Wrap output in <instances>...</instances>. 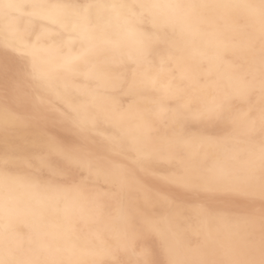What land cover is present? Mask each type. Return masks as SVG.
Here are the masks:
<instances>
[{
  "label": "bare ground",
  "instance_id": "1",
  "mask_svg": "<svg viewBox=\"0 0 264 264\" xmlns=\"http://www.w3.org/2000/svg\"><path fill=\"white\" fill-rule=\"evenodd\" d=\"M31 4L37 0H0L3 3ZM55 4L120 3L123 0H39ZM170 4H244L259 0H150ZM14 13L18 28L36 35L52 31L39 43L36 35L21 43L0 30V157L12 159L6 169L0 164V248L7 242L20 247L25 258L64 261L65 264H107L141 259L124 247L120 236L122 213L134 222L137 238L131 245L136 253L149 252L153 264L170 260L209 261L221 264L242 258L246 234L259 233L264 215L261 197L259 109V20L243 9L199 10L189 21L190 33L179 40L182 49L171 68L161 67L159 56L149 61L121 59L110 51H89V44L69 31L51 25L47 14ZM172 14L171 9L157 10ZM247 17V18H246ZM101 27L109 35L131 47L135 37L127 35L115 18ZM59 33V34H57ZM255 33V41L249 36ZM164 54L167 55V48ZM200 53H205L201 55ZM255 57V91L247 100L235 102L233 119L216 123L181 119L177 130L186 137L178 148L158 157L141 159L121 145L144 134L143 112H171L176 108L168 89L179 83L201 108L211 106L225 91H235L233 83ZM79 58V59H77ZM71 60L73 67H65ZM187 60V62H185ZM177 63L179 67H177ZM46 74L54 88L43 91L27 88L28 103L21 106L6 81L16 78L21 68ZM100 65L114 81L136 80V87H115L111 91L113 118H101L87 139L72 123L74 109L87 110L96 87L93 66ZM255 112V124L248 114ZM166 117L154 123L153 136L167 128ZM7 127L5 128V122ZM48 138L66 147L87 149L116 165L115 181L103 175L93 177L77 190L72 179L56 180L46 187L47 171L25 167L23 157L37 141ZM87 176V173H84ZM29 177V179H17ZM194 177H205L195 187H187ZM166 220L180 229L179 240L171 237L167 224L152 231L144 218Z\"/></svg>",
  "mask_w": 264,
  "mask_h": 264
},
{
  "label": "snow or ice",
  "instance_id": "2",
  "mask_svg": "<svg viewBox=\"0 0 264 264\" xmlns=\"http://www.w3.org/2000/svg\"><path fill=\"white\" fill-rule=\"evenodd\" d=\"M26 8L32 10L27 15L47 14L51 20V25L69 31L76 38L87 41L89 51L107 50L121 59L144 63L148 62L151 57L159 56L162 68L164 65L171 68L176 55L182 51L179 40L183 39L186 33H190L189 21L198 14L199 10L243 9L249 16L257 18L259 20L260 43L258 73L261 106L258 119L262 137L260 141L261 197L264 198V0H259L258 3L244 4L170 5L152 3L150 0H123L120 3L85 4H49L39 2V0L27 5L11 2L3 3L0 4V30L6 38L12 36L21 43H25L31 41L32 36L36 35L31 29L21 31L17 26L18 18L13 14H24ZM161 8L173 10L172 14L159 13L157 10ZM113 18L120 22L127 35L136 38L131 47L120 41L118 37L109 35L101 27L102 23L110 24ZM51 34L52 31H48L36 35L37 43ZM249 39L254 42L256 39L255 33H251ZM161 45L167 48L166 56ZM200 54L205 55V53ZM65 67L71 70L73 67L72 61L66 60ZM177 67H179L178 63ZM93 68L96 87L90 92L91 103L87 106L85 112H81L78 108L74 109L76 116L72 119V123L79 129L85 139H87L90 132L97 129L98 121L101 118H113L116 112L119 111L112 108V89L118 86L121 89L127 87L129 91H132L136 87L135 78L132 81L124 78L114 81L102 66L95 65ZM171 71L175 73L176 68H171ZM256 79L257 71L255 57L253 56L248 67L242 69L235 77L233 83L235 91H225L213 100L211 106L203 108L200 107L199 102L189 97L187 90L181 84L177 83L174 87L170 84L168 93L176 101L175 110L169 112L161 108L159 113H139L138 119L144 123V134L122 144V150L126 148L135 152L141 159L155 158L163 152L178 148L186 142V137L177 130V125L181 119H199L216 123H224L233 119L236 114L235 102L250 98V94L255 91ZM29 86L43 91H50L54 88L51 79L46 74L38 72L35 64H33L31 71L27 68H21L14 80L5 83L6 90H11L14 93L17 102L21 106L28 103L27 88ZM162 116L166 117L165 124L167 128L154 137L152 134L154 123ZM248 117L255 124V112L251 111ZM4 126L7 127V121ZM12 162L11 157L7 154L0 157V164H3L6 169ZM22 163L30 170L47 171L50 179L46 187L49 188L55 187L54 181L69 178L73 180L77 190L90 183L93 177L103 175L110 182L117 179L114 175L117 166L89 151L85 145L66 147L51 138L35 142L30 153L23 157ZM84 173H87V176ZM17 179L30 180L29 177H18ZM205 180V177H194L187 187H195L197 183ZM6 210V202L0 203V211ZM121 219L120 236L124 241V247L126 250L130 249L134 255L142 257L130 261V264H153L148 259V250L142 249L140 253H136L135 249L131 248L138 235L134 222L126 213H122ZM144 223L150 230L160 232L167 221L145 217ZM167 231L171 237L177 240L181 238L180 229L177 226L167 224ZM241 251L242 258L221 262V264H264V215L260 219L259 233L256 232L255 228H252L244 238ZM0 264H65V262L25 258L20 247H14L5 242L3 247L0 248ZM94 264H107V262L98 260ZM113 264H121V262L113 261ZM169 264H211V262L206 260H170Z\"/></svg>",
  "mask_w": 264,
  "mask_h": 264
}]
</instances>
